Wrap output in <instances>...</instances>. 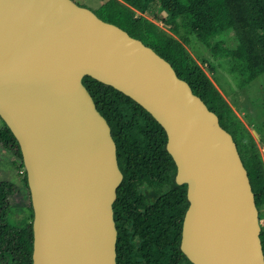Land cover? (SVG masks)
Segmentation results:
<instances>
[{"label":"water","instance_id":"1","mask_svg":"<svg viewBox=\"0 0 264 264\" xmlns=\"http://www.w3.org/2000/svg\"><path fill=\"white\" fill-rule=\"evenodd\" d=\"M163 127L187 186L180 249L192 264H264L260 210L237 143L153 48L74 0H0V120L16 137L33 208V264H118L124 181L84 80Z\"/></svg>","mask_w":264,"mask_h":264},{"label":"trees","instance_id":"2","mask_svg":"<svg viewBox=\"0 0 264 264\" xmlns=\"http://www.w3.org/2000/svg\"><path fill=\"white\" fill-rule=\"evenodd\" d=\"M155 5L168 13L165 25L174 36H183L184 44L195 37L210 49L215 60H230L232 72L248 85L264 75V0H110L96 12L171 63L179 77L218 115L221 126L237 143L257 207L264 208L262 159L252 144H242L231 109L184 44L137 16V12L148 14ZM229 34L239 42L235 49L223 40ZM217 38L220 40L213 43ZM84 82L112 129L125 176L115 203L118 264H192L180 249L189 207L187 186L176 184L177 167L166 150L165 130L143 107L113 87L90 77ZM0 146L21 160L20 145L5 123L0 128ZM144 187L156 192L154 204L147 203ZM19 194L17 185L0 181V264H33V208L31 204L27 208L16 204ZM261 239L264 250V231Z\"/></svg>","mask_w":264,"mask_h":264},{"label":"rangeland","instance_id":"3","mask_svg":"<svg viewBox=\"0 0 264 264\" xmlns=\"http://www.w3.org/2000/svg\"><path fill=\"white\" fill-rule=\"evenodd\" d=\"M78 5L99 12L101 7L110 0H74ZM153 22L167 34L174 36L165 25V20L169 18L168 13L159 5H155L148 14H140ZM184 44L183 36H174ZM187 37V36H185ZM190 43L184 47L190 58L198 64L206 75L214 83L225 102L232 111V120L239 130V139L242 144H252L264 164V75L254 82L244 85L243 79L232 72L230 60H215L210 49L195 37H189ZM220 39L213 40V43ZM231 49L238 47L239 42L232 34L223 38ZM3 122L0 120V128ZM0 181L11 182L20 189V194L16 199V204L27 208L31 204L30 191L25 182V172L22 161L12 155L4 147L0 146ZM150 191V190H149ZM15 221L18 219L15 218ZM260 222L264 231V208L260 209Z\"/></svg>","mask_w":264,"mask_h":264},{"label":"flooded vegetation","instance_id":"4","mask_svg":"<svg viewBox=\"0 0 264 264\" xmlns=\"http://www.w3.org/2000/svg\"><path fill=\"white\" fill-rule=\"evenodd\" d=\"M155 193L156 192L153 189L144 187V195L148 204L150 203L154 204L157 201V198L155 197Z\"/></svg>","mask_w":264,"mask_h":264}]
</instances>
